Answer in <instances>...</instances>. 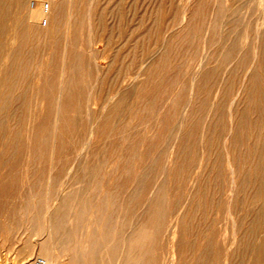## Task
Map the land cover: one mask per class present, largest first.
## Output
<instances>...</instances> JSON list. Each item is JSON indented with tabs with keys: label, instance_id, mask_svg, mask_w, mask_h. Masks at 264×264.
I'll return each mask as SVG.
<instances>
[{
	"label": "rangeland",
	"instance_id": "1",
	"mask_svg": "<svg viewBox=\"0 0 264 264\" xmlns=\"http://www.w3.org/2000/svg\"><path fill=\"white\" fill-rule=\"evenodd\" d=\"M32 1L0 0V264H264V0Z\"/></svg>",
	"mask_w": 264,
	"mask_h": 264
},
{
	"label": "bare ground",
	"instance_id": "2",
	"mask_svg": "<svg viewBox=\"0 0 264 264\" xmlns=\"http://www.w3.org/2000/svg\"><path fill=\"white\" fill-rule=\"evenodd\" d=\"M23 1V0H22ZM42 1H44V0H33L32 1V3H30V4H28V3H26V4H28V6H26V13H25V21H26V23L29 25V26H31V27H33V28H39V31H40V27L42 26V24H43V21L45 20V22H46V25L48 24V21L50 20V18H51V15H52V10L54 9V6H53V8L51 9V6H52V3H53V0H52V3H44V2H42ZM48 2V1H47ZM66 2H67V0H66ZM71 2H73V1H71ZM87 2V1H86ZM17 3V2H16ZM60 3H61V1H60ZM62 3H64L63 1H62ZM65 4V3H64ZM68 4H69V2H68ZM82 4V3H81ZM1 5V4H0ZM47 5V9H46V6ZM60 5V4H59ZM70 5V4H69ZM88 5H89V3H88ZM21 6H23V5H21ZM66 6V5H65ZM5 7V6H4ZM17 7V6H16ZM25 7V6H24ZM89 7V6H88ZM3 8V7H2ZM1 8V9H2ZM5 8H7V7H5ZM75 8V7H74ZM9 9H11V7H9ZM20 9V8H19ZM18 9V10H19ZM62 9V8H61ZM79 9H80V7H79ZM17 10V9H16ZM24 10V9H23ZM70 10V9H69ZM74 10V9H73ZM2 11V10H1ZM3 11H4V9H3ZM68 12V11H67ZM66 13V12H65ZM72 14L74 13L73 11L71 12ZM69 14V13H68ZM241 14V13H240ZM19 15V14H18ZM70 15V14H69ZM77 15V14H76ZM66 16H67V14H66ZM86 16V15H85ZM68 18H69V16H67ZM63 18V17H62ZM65 18V17H64ZM68 18H66V19H68ZM8 19V18H7ZM19 19V18H18ZM90 19V18H89ZM1 20V19H0ZM17 20V19H16ZM57 20H58V18H57ZM60 20V19H59ZM16 22V21H15ZM90 22V21H89ZM18 22H16V25L18 26V24H20V20H19V23L17 24ZM61 23V22H60ZM263 23V22H262ZM5 25V24H4ZM56 25V28H57V24H55ZM263 25V24H262ZM15 26V25H14ZM60 26V25H59ZM31 27H30V29H31ZM49 27V26H48ZM53 27H55V26H53ZM23 28V27H22ZM65 28H68V27H65ZM73 28V27H72ZM55 29V28H54ZM59 29V28H58ZM57 29V30H58ZM25 30V29H24ZM29 30V29H28ZM36 30V29H35ZM48 30V29H47ZM52 31V30H51ZM59 31H65V29L63 30V28H62V30H61V28H60V30ZM67 31V30H66ZM14 32H15V30H14ZM13 32V33H14ZM17 32V31H16ZM15 32V33H16ZM45 32V31H44ZM70 32V31H69ZM14 33V34H15ZM39 33V32H38ZM58 33V32H57ZM60 33V32H59ZM58 33V34H59ZM67 33V32H66ZM31 34V33H30ZM76 34V33H75ZM2 35V34H1ZM5 35V34H4ZM3 35V36H4ZM11 35H13V34H11ZM20 35V34H19ZM33 35V34H32ZM47 35V34H46ZM59 35H61V33L59 34ZM68 35H69V33H68ZM89 35H90V33H89ZM15 36V35H14ZM65 36V35H64ZM5 37V36H4ZM16 37H17V35H16ZM24 37V36H23ZM68 37V36H67ZM22 38V37H21ZM29 38H30V36H29ZM58 38V37H57ZM6 39V38H5ZM34 38H32L31 40H33ZM36 39V38H35ZM35 39H34V41H35ZM39 39H40V37H39ZM43 39V38H42ZM75 39H77V38H75ZM15 40H16V38H15ZM28 40V39H27ZM26 40V41H27ZM208 40V39H207ZM7 41H9V40H7ZM11 41V40H10ZM54 41H55V39H54ZM78 41H80L81 42V39L80 40H78ZM15 42V41H14ZM28 42V41H27ZM36 42H37V40H36ZM80 42H78V44L80 43ZM2 43H8V42H2ZM45 43V42H44ZM52 43V42H51ZM56 43V42H55ZM59 43V42H58ZM91 43H93V42H91ZM14 44V43H13ZM26 44V43H25ZM28 44H29V42H28ZM28 44L26 45V46H28ZM32 44V43H31ZM33 44H34V42H33ZM38 44H40V42L38 43ZM101 44V43H100ZM3 45V44H2ZM35 45V44H34ZM52 45H53V43H52ZM14 47L16 46V44L15 45H13ZM37 46V45H36ZM55 46V45H54ZM93 46V45H92ZM40 47H41V45H40ZM76 47H78V45H76ZM26 48V47H25ZM24 48V49H25ZM36 48V47H35ZM64 48H65V46H64ZM67 48V47H66ZM93 48H94V46H93ZM39 49H41V48H39ZM75 49H77V48H75ZM87 49H88V47H87ZM97 49V48H96ZM8 50V49H7ZM16 50V49H15ZM98 50V49H97ZM14 50H13V47H12V52H13ZM32 51V50H31ZM52 51H53V49H52ZM63 51H65V50H63ZM62 51V52H63ZM10 52V51H9ZM25 52V51H24ZM28 52V51H27ZM50 52V51H49ZM7 53V52H6ZM20 54H22L21 52H19ZM17 54V55H20V54ZM34 53V52H33ZM36 53H37V51H36ZM38 53H39V51H38ZM44 53V52H43ZM103 53H105V52H103ZM12 54V53H11ZM25 54V53H24ZM31 54H32V52H31ZM48 54V53H47ZM91 54V53H90ZM8 55V57H9V54H7ZM76 55V54H75ZM92 55L93 54H91V56L90 57H92ZM21 56H23L24 57V55H21ZM29 56V55H28ZM34 56V55H33ZM37 56H38V54H37ZM94 56V55H93ZM14 57V56H13ZM19 57V56H18ZM17 57V58H18ZM20 59H21V57H19ZM33 58H36V57H33ZM55 58V57H54ZM20 59H18V60H20ZM25 59V58H24ZM28 59V58H27ZM42 59V58H41ZM5 60V59H4ZM4 60H3V62H4ZM8 60L9 59H7V62H8ZM17 60V59H16ZM33 60H35V59H33ZM62 60H63V56H62ZM61 60V61H62ZM26 61V60H25ZM25 61H23L22 63H24ZM104 61V60H103ZM35 62V61H34ZM38 62H40V61H38ZM37 62V63H38ZM60 63V62H59ZM72 63H75V62H72ZM96 63V62H95ZM9 64V63H8ZM17 64H18V61H17ZM88 64V63H87ZM7 65V64H6ZM20 65V64H19ZM18 65V66H19ZM26 65V64H25ZM37 65V64H36ZM70 65V64H69ZM40 66V65H39ZM61 66H63L62 65V62H61ZM88 66H89V64H88ZM38 67V66H37ZM144 67V66H143ZM14 68V67H13ZM24 68V67H23ZM76 68V67H75ZM32 69H33V67H32ZM32 69H31V71H32ZM85 69V68H84ZM89 69H90V66H89ZM100 69V68H99ZM24 70V69H23ZM29 70V69H28ZM36 70V69H35ZM47 70H48V68H47ZM62 70V69H61ZM96 70V69H95ZM98 70V69H97ZM6 71H8V70H6ZM78 71V70H77ZM89 71H91V70H89ZM25 72V71H24ZM30 72V71H29ZM43 72V71H42ZM23 73V72H22ZM76 73V72H75ZM88 74L90 75V73L88 72ZM92 74V73H91ZM16 75V74H15ZM25 75V74H24ZM85 75V74H84ZM18 76V75H17ZM28 76H29V74H28ZM33 76V75H32ZM37 76V75H36ZM62 76V75H61ZM86 76V75H85ZM94 76V75H93ZM99 76V75H98ZM6 77H7V75H6ZM9 77H11V76H9ZM24 77V76H23ZM23 77H22V79H23ZM26 77V76H25ZM64 77V76H63ZM101 77V76H100ZM34 78V77H33ZM58 78V77H57ZM60 78V77H59ZM74 78H76V77H74ZM97 78V77H96ZM13 79V78H12ZM102 79V78H101ZM9 80V79H8ZM16 80V79H15ZM99 80V79H98ZM196 80V79H195ZM24 81V80H23ZM8 82H10V81H8ZM13 82V81H12ZM29 82H31V81H29ZM86 82V81H85ZM11 83V82H10ZM21 83H23V82H21ZM24 83H26V82H24ZM86 83H88V82H86ZM85 83V84H86ZM17 84H18V82H17ZM17 84H16V86H17ZM30 84V83H29ZM4 85H5V83H4ZM22 85V84H21ZM20 85V86H21ZM8 86V85H7ZM11 86V85H10ZM19 86V85H18ZM88 86V85H87ZM14 86H12V88H13ZM22 87V86H21ZM21 87H19V88H21ZM90 87V86H89ZM17 88V87H16ZM19 88H17L18 89V91L17 92H19L20 90H19ZM23 88H24V86H23ZM8 89V88H7ZM30 89H31V87H30ZM55 89V88H54ZM4 90V89H3ZM12 90V89H11ZM23 90V89H22ZM60 90V89H59ZM13 91V90H12ZM41 91V90H40ZM39 91V92H40ZM57 92H61V91H58L57 90ZM71 92V91H70ZM86 92V91H85ZM90 92H91V90H90ZM10 93V92H9ZM53 93V92H52ZM92 93V92H91ZM32 94V93H31ZM55 94H57V93H55ZM81 94V93H80ZM90 94V93H89ZM5 95V94H4ZM26 96V95H25ZM36 96V95H35ZM81 96V95H80ZM15 97V96H14ZM89 98V97H88ZM65 100V99H64ZM105 107V106H104ZM27 111V110H26ZM90 136V135H89ZM89 142V141H88ZM86 145V144H85ZM88 145V144H87ZM261 155V154H260ZM239 163V162H238ZM83 181V180H82ZM157 185V184H156ZM88 190V189H87ZM57 199V198H56ZM23 206L21 205V208H22ZM20 208V209H21ZM20 213V212H19ZM263 214V213H262ZM23 215V214H22ZM18 217H21V216H19L18 215ZM23 217V216H22ZM21 217V218H22ZM23 220V219H22ZM8 221V220H7ZM151 222V221H150ZM22 224H23V221H22ZM50 224H52V223H50ZM153 224V223H152ZM24 225V224H23ZM13 226V225H12ZM147 226V225H146ZM153 226H155V225H153ZM152 226V227H153ZM157 226V225H156ZM156 226L155 227H153V228H155V230H156ZM171 226V225H170ZM24 227V226H23ZM145 227V226H144ZM148 227V226H147ZM149 227H151V226H149ZM25 228H26V225H25ZM50 228H52L51 227V225H50V227H49V229ZM19 229V228H18ZM48 229V230H49ZM53 229H55V228H53ZM139 229H140V227H139ZM148 229V228H147ZM147 229H145V230H147ZM145 230H140L139 231V234H138V242L141 244V247L142 246H144V245H142V242L141 241H143V238H144V236H145V234H147L146 232H145ZM154 230V229H153ZM155 230H154V232H155ZM14 231V230H13ZM23 231V230H22ZM22 231H20V232H22ZM51 231V230H50ZM151 231V230H150ZM38 232V231H37ZM17 233H19V232H17ZM41 233H43V232H41ZM50 233H52V232H50ZM153 233V232H152ZM152 233H150V234H152ZM10 234V233H9ZM8 234V235H9ZM19 234H21V233H19ZM35 234H37V233H35ZM39 234V233H38ZM38 234H37V237H38ZM149 234V235H150ZM26 235V237H27V234H25ZM44 235V234H43ZM55 235V234H54ZM21 236H24V234L22 235L21 234ZM46 236V235H45ZM51 236H52V234H51ZM147 236V235H146ZM43 237V236H42ZM132 237V236H131ZM16 238H20V237H16ZM16 238H15V241H16ZM45 238V237H44ZM46 238H47V236H46ZM135 238V237H134ZM147 238H148V236H147ZM150 238V237H149ZM21 239H22V237H21ZM36 239V238H35ZM41 239V238H40ZM53 239H54V237H53ZM7 240H10V239H8L7 238ZM39 240V238L38 239H36V241L37 242H39V243H36L35 245H32V246H34L33 248L32 247H29V248H31L32 250L30 251V252H28L27 254H23V255H20V258H19V262H18V264H34L35 263V261L37 260V259H39V257H33V255H35L36 253H38V255H41V256H43L44 258H45V261L46 262H50V260H51V258H53V257H51V252H49V248L48 247H46L42 242H40V241H38ZM43 240V239H42ZM41 240V241H42ZM46 240V239H45ZM135 240V239H134ZM148 240V239H147ZM147 240H145V241H147ZM5 241H6V239H5ZM11 242H13L12 240H10ZM18 241V240H17ZM26 241V240H25ZM78 241V240H77ZM127 241V240H126ZM144 241V242H145ZM9 242V241H8ZM22 242H23V240H22ZM22 242H20V243H22ZM54 242V241H53ZM73 242V241H72ZM79 242V241H78ZM122 242H124V241H122ZM157 242V241H156ZM14 243V242H13ZM16 243H18V242H16ZM26 244H29V243H27V241L25 242ZM34 243V242H33ZM32 243V244H33ZM47 243V242H46ZM138 243V244H139ZM78 244V243H77ZM122 244V243H121ZM130 244V243H129ZM14 245V244H13ZM52 245H53V243H52ZM81 245V244H80ZM126 245H127V243H126ZM6 246H8V245H6ZM19 246V245H18ZM21 246V245H20ZM19 246V247H20ZM23 246H24V242H23ZM28 246V245H27ZM71 246V245H70ZM74 246V245H73ZM92 246V245H91ZM122 246V245H121ZM115 247V246H114ZM125 247V246H124ZM3 248V247H2ZM4 248H6V247H4ZM9 248V247H8ZM18 248V247H17ZM26 248V247H25ZM117 249H118V247H116ZM129 248H131V247H129ZM134 248V247H133ZM9 249H11V248H9ZM53 249V248H52ZM75 249V248H74ZM113 249V248H112ZM125 249V248H124ZM20 250H21V248H20ZM28 250V249H27ZM76 250V249H75ZM80 250V249H79ZM130 250V249H129ZM136 250H138V249H136ZM145 250V249H144ZM143 250V251H144ZM151 250V249H150ZM263 250H264V248H263ZM23 251V250H22ZM69 251V250H68ZM104 251V250H103ZM132 250H130V252H131ZM25 252V251H24ZM90 251H88V253H89ZM115 252H117V251H115ZM118 252H120V251H118ZM126 252V251H125ZM130 252H128V253H130ZM140 252V251H139ZM67 253V252H66ZM132 253H134V254H136V252L134 251V252H132ZM131 253V254H132ZM154 253V252H153ZM65 254V253H64ZM68 254V253H67ZM66 254V255H67ZM71 254V253H70ZM69 254V255H70ZM74 254V253H73ZM94 254V253H93ZM121 254V253H120ZM144 254H147V253H144ZM144 254H142L143 256L142 257H144ZM150 254V253H149ZM88 255V254H87ZM96 255V254H95ZM122 255V254H121ZM120 255V256H121ZM130 255V254H129ZM19 256V255H18ZM17 256V257H18ZM92 256V255H91ZM124 256V255H123ZM150 256V255H149ZM33 257V258H32ZM65 257V256H64ZM70 257V256H69ZM71 257H73V256H71ZM70 257V258H71ZM75 257V256H74ZM73 257V258H74ZM96 257V256H95ZM80 258H81V256H80ZM101 258V257H100ZM132 258V257H131ZM137 258V257H136ZM144 258H146V257H144ZM58 259V258H57ZM91 259V258H90ZM112 259V258H111ZM123 259V258H122ZM141 259V261H144V260H142V258H140ZM139 259V260H140ZM77 260H78V263H79V259L77 258ZM96 260H99V259H96ZM113 260V259H112ZM111 260V262H113ZM121 260V259H120ZM124 260V259H123ZM126 260H127V258H126ZM137 260V259H136ZM93 261H95V260H93ZM119 261V260H118ZM147 261H148V259H147ZM96 262V261H95ZM94 262V263H95ZM98 262H101L100 260L98 261ZM109 262V261H108ZM117 262V261H116ZM106 263V262H105ZM114 263V262H113ZM113 263H111V264H113ZM135 263V262H134ZM139 263L140 264H143V263H141L140 261H139ZM148 263V262H147ZM146 263V264H147ZM81 264V263H80ZM91 264H93V262L91 263ZM97 264H99V263H97ZM115 264V263H114ZM149 264V263H148Z\"/></svg>",
	"mask_w": 264,
	"mask_h": 264
},
{
	"label": "built area",
	"instance_id": "3",
	"mask_svg": "<svg viewBox=\"0 0 264 264\" xmlns=\"http://www.w3.org/2000/svg\"><path fill=\"white\" fill-rule=\"evenodd\" d=\"M34 264H46V261L43 259H37Z\"/></svg>",
	"mask_w": 264,
	"mask_h": 264
}]
</instances>
